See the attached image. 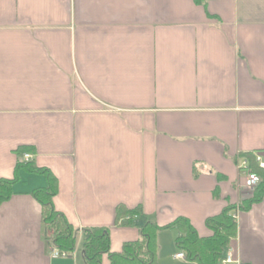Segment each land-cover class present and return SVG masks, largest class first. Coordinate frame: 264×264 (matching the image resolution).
<instances>
[{
    "label": "crops",
    "instance_id": "crops-1",
    "mask_svg": "<svg viewBox=\"0 0 264 264\" xmlns=\"http://www.w3.org/2000/svg\"><path fill=\"white\" fill-rule=\"evenodd\" d=\"M23 154L56 179L55 211L106 228L110 252L145 220L208 236L229 204L227 264H264V189L242 210L256 188L237 172L264 162V0H0V178L15 179L0 264H84L81 233L50 258L32 195L46 180L17 168ZM117 205L142 215L114 226ZM178 235L158 232L157 264H195L174 259Z\"/></svg>",
    "mask_w": 264,
    "mask_h": 264
},
{
    "label": "trees",
    "instance_id": "trees-1",
    "mask_svg": "<svg viewBox=\"0 0 264 264\" xmlns=\"http://www.w3.org/2000/svg\"><path fill=\"white\" fill-rule=\"evenodd\" d=\"M249 167L261 178L254 190L252 200L241 207L245 210L253 203L261 200L264 189V170L259 169L253 157L247 155ZM28 172L44 176L46 186L35 190L32 195L41 207L42 225L51 231L46 243L49 246L65 252L75 249L78 233L82 234V257L84 264H100L101 258L107 256L109 264H157L158 245L157 234L168 229H177L179 235L174 240V248L184 254L185 261L195 264H221L225 259V250L229 242L236 236V221L231 216L235 206L227 204L220 213L204 220L210 234L200 237L190 222L178 217L171 223L158 226L149 220L142 222L138 229V239L125 242L117 253L110 252L108 230L106 228H87L78 230L70 225L62 214L55 211L52 198L56 193V179L46 168H36L30 163L18 164ZM15 179L0 178V205L12 196V186ZM142 215L141 208L128 210L123 205H117L114 211V226L126 219Z\"/></svg>",
    "mask_w": 264,
    "mask_h": 264
},
{
    "label": "built area",
    "instance_id": "built-area-1",
    "mask_svg": "<svg viewBox=\"0 0 264 264\" xmlns=\"http://www.w3.org/2000/svg\"><path fill=\"white\" fill-rule=\"evenodd\" d=\"M254 162L256 163L257 167L259 169L264 170V162L262 160L261 155L259 154H252ZM31 161V156L28 154H23L21 158L22 163H28ZM237 172L239 175L243 177V186L246 189L254 190L258 184L261 182V178L252 172V170L249 167L248 160L246 158H240L238 165H237ZM50 245V244H49ZM50 247V258L51 259H62V258H69L74 255L73 252H65V251H59L51 246ZM174 259L177 260H184V254L181 251H178L174 254ZM232 258L231 255H227L225 259L222 261V264L231 263Z\"/></svg>",
    "mask_w": 264,
    "mask_h": 264
},
{
    "label": "rangeland",
    "instance_id": "rangeland-1",
    "mask_svg": "<svg viewBox=\"0 0 264 264\" xmlns=\"http://www.w3.org/2000/svg\"><path fill=\"white\" fill-rule=\"evenodd\" d=\"M48 234H49V236H51V235H52V234H51V231H49ZM157 245H158V244H157ZM163 248H165V247H163ZM158 251H159V248H158ZM164 252H165V250H163L162 253H158V257H157V259H158L159 257H165ZM184 260H185V259H184Z\"/></svg>",
    "mask_w": 264,
    "mask_h": 264
}]
</instances>
